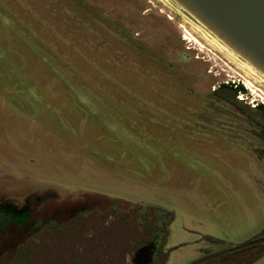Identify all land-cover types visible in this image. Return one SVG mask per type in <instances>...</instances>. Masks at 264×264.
I'll return each mask as SVG.
<instances>
[{"label": "rangeland", "instance_id": "rangeland-1", "mask_svg": "<svg viewBox=\"0 0 264 264\" xmlns=\"http://www.w3.org/2000/svg\"><path fill=\"white\" fill-rule=\"evenodd\" d=\"M187 26L160 0H0V198L164 209L162 264L264 238V142L244 138L256 155L201 132L235 118L209 105L220 85L241 86L250 107L264 88L250 92ZM237 120L235 133H258Z\"/></svg>", "mask_w": 264, "mask_h": 264}, {"label": "flooded vegetation", "instance_id": "flooded-vegetation-1", "mask_svg": "<svg viewBox=\"0 0 264 264\" xmlns=\"http://www.w3.org/2000/svg\"><path fill=\"white\" fill-rule=\"evenodd\" d=\"M183 93L185 95L181 99L190 98L187 96L190 91ZM209 105L235 118L204 119V124L214 128L209 130L202 125V135L225 138L242 145L244 138L262 140L256 132L235 133L239 130L235 123L237 119L254 125L240 116L239 110L243 105L213 100ZM244 148L247 152L261 154L260 150L247 145ZM41 192L31 199L26 195L16 200L12 193L0 198V264H158L165 256L163 247L167 231L157 232L144 242L141 213H112L111 204L114 202L105 198L73 203L58 198L53 191ZM103 209L106 210L101 212ZM156 215L155 224L165 225L167 230L166 218L159 222L161 214Z\"/></svg>", "mask_w": 264, "mask_h": 264}, {"label": "water", "instance_id": "water-1", "mask_svg": "<svg viewBox=\"0 0 264 264\" xmlns=\"http://www.w3.org/2000/svg\"><path fill=\"white\" fill-rule=\"evenodd\" d=\"M168 1L175 10L202 27L239 60L264 78V0ZM263 244L264 238L256 239L191 264H203L224 255Z\"/></svg>", "mask_w": 264, "mask_h": 264}, {"label": "trees", "instance_id": "trees-1", "mask_svg": "<svg viewBox=\"0 0 264 264\" xmlns=\"http://www.w3.org/2000/svg\"><path fill=\"white\" fill-rule=\"evenodd\" d=\"M242 92H243V88L241 86L222 84L213 91L211 100L216 101V102H225V103H239L243 105L242 100L238 99L239 94H241ZM243 106H244L242 107L243 109L240 108L239 110L241 114L240 116L247 120H250L255 125V127L258 129L257 131L258 134L260 135L261 139L264 141V104H257L256 107L254 108L250 107L249 105H243ZM113 201L114 200H112L111 202ZM105 210L106 209H103V211L101 212H104ZM111 212L112 213H127V214L141 213V216L144 220V225H143L144 242H147L153 236V234L157 232H162V231L166 232L165 225L160 227L155 224L157 220L156 214L160 213L166 218V225H167V222H169V219L171 216L168 212L164 211V209H160L158 207L142 206L140 204L131 205L130 203L122 202L119 199L117 201H114V204L113 203L111 204ZM257 238H261V237H257ZM257 238H254V239H257ZM251 249H254V251L248 252ZM239 254H242V256L228 259L225 261L224 264H254L264 255V244L254 246V247L236 252L231 255H239ZM231 255L223 256L220 259L225 260ZM36 260L39 261V259H36ZM165 260H166V255L163 257V259L158 264H162Z\"/></svg>", "mask_w": 264, "mask_h": 264}, {"label": "bare ground", "instance_id": "bare-ground-1", "mask_svg": "<svg viewBox=\"0 0 264 264\" xmlns=\"http://www.w3.org/2000/svg\"><path fill=\"white\" fill-rule=\"evenodd\" d=\"M160 1L164 5H166L168 8L174 10L177 14H179L182 17L183 23L188 25L187 29L191 33L194 32L197 35L196 36L197 38L199 37L202 42L208 44L209 47H212L215 51L221 54L225 59H227L230 63H232L237 69H239L242 72V74L246 77L247 85L245 86L250 92L253 91L251 88H254V86H257V87L261 86L264 88V78L263 77L259 76L251 67H249L247 64L239 60L236 57V55H234L231 51H229L224 45H222L219 41H217L209 33H207L202 27L196 25L191 20H189L185 15L175 10V8L172 7L171 3L168 0H160Z\"/></svg>", "mask_w": 264, "mask_h": 264}, {"label": "built area", "instance_id": "built-area-1", "mask_svg": "<svg viewBox=\"0 0 264 264\" xmlns=\"http://www.w3.org/2000/svg\"><path fill=\"white\" fill-rule=\"evenodd\" d=\"M238 98H239V96H238ZM240 100V99H239ZM261 104H264V103H261ZM252 106V108H254L255 106H253V105H251Z\"/></svg>", "mask_w": 264, "mask_h": 264}]
</instances>
